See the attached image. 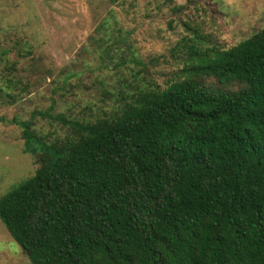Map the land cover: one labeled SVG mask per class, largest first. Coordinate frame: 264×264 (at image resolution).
Returning a JSON list of instances; mask_svg holds the SVG:
<instances>
[{
	"label": "trees",
	"instance_id": "trees-1",
	"mask_svg": "<svg viewBox=\"0 0 264 264\" xmlns=\"http://www.w3.org/2000/svg\"><path fill=\"white\" fill-rule=\"evenodd\" d=\"M191 52L197 63L129 85L101 116L33 113L65 139L10 121L39 167L0 197V219L32 264H264V29ZM6 67L9 106L26 85Z\"/></svg>",
	"mask_w": 264,
	"mask_h": 264
},
{
	"label": "rangeland",
	"instance_id": "rangeland-1",
	"mask_svg": "<svg viewBox=\"0 0 264 264\" xmlns=\"http://www.w3.org/2000/svg\"><path fill=\"white\" fill-rule=\"evenodd\" d=\"M111 12L114 29L105 30ZM262 29L264 0H0V85L12 63L8 76L26 85L16 103L0 104L7 120L0 121V197L39 167L11 120H32L38 134L65 139L69 127L33 113L101 116L129 85L164 86L197 63L191 49L226 50ZM0 264H32L1 219Z\"/></svg>",
	"mask_w": 264,
	"mask_h": 264
}]
</instances>
